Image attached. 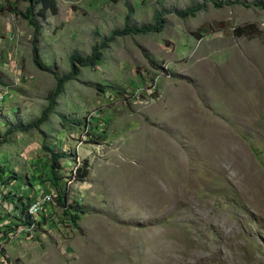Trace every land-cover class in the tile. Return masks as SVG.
Segmentation results:
<instances>
[{
    "label": "rangeland",
    "instance_id": "obj_1",
    "mask_svg": "<svg viewBox=\"0 0 264 264\" xmlns=\"http://www.w3.org/2000/svg\"><path fill=\"white\" fill-rule=\"evenodd\" d=\"M56 5L0 0V264H264V0Z\"/></svg>",
    "mask_w": 264,
    "mask_h": 264
},
{
    "label": "trees",
    "instance_id": "obj_2",
    "mask_svg": "<svg viewBox=\"0 0 264 264\" xmlns=\"http://www.w3.org/2000/svg\"><path fill=\"white\" fill-rule=\"evenodd\" d=\"M25 2L28 3V6L24 12H18L15 9H10V11L16 15L22 17L24 20H27L29 25L34 28L36 31L38 29V24L36 17H41L45 18V16L50 13L52 15L57 14L58 8L56 5V0H24ZM37 8V15L35 16L34 10ZM190 15H194V11L190 13ZM160 21H157L156 25L152 24H142V25H130L126 23L124 25V28L122 30H117L114 31L111 36L108 38L104 39L102 42L99 44H95L92 47L91 53L88 56L82 57L79 55H73L70 58V63H71V71L63 75L61 77L56 78V87L54 90V95H58L64 84L72 80L74 76L78 74L79 68L83 67H93L97 65L102 58V49H104L107 45L108 42L112 41L116 36H123V35H129V34H147V33H154V32H159L161 31V26L159 25ZM254 34H250V36H253ZM34 63L36 66L41 69V70H47L44 66H42L37 60L36 57H34ZM41 121V120H40ZM31 125L36 126L37 123L34 122ZM2 140H0L1 143ZM50 163H51V168L55 171L61 170V162L60 159L65 158L67 155L65 154H58L54 152H50ZM84 166L76 168L75 172L70 176L69 181H74V180H82L86 177L88 170H87V163L85 162L83 164ZM59 190V189H57ZM68 198V193L67 192H61L58 193L56 196V206L63 209L66 212V209L68 208L66 201ZM24 212L22 211V214ZM78 213H83V211H77L75 210V213L72 214L71 220L73 223H76V221L79 219ZM26 214V213H25ZM27 215V214H26ZM30 217V216H29ZM28 219V216H27Z\"/></svg>",
    "mask_w": 264,
    "mask_h": 264
},
{
    "label": "built area",
    "instance_id": "obj_3",
    "mask_svg": "<svg viewBox=\"0 0 264 264\" xmlns=\"http://www.w3.org/2000/svg\"><path fill=\"white\" fill-rule=\"evenodd\" d=\"M45 208H43V210H44ZM43 210L42 211H40V215H41V213L43 212Z\"/></svg>",
    "mask_w": 264,
    "mask_h": 264
}]
</instances>
